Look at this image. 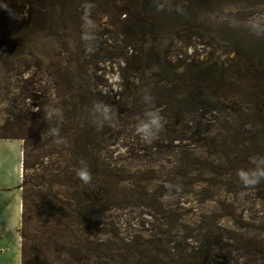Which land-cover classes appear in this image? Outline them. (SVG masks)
I'll return each mask as SVG.
<instances>
[{"label":"rangeland","instance_id":"obj_1","mask_svg":"<svg viewBox=\"0 0 264 264\" xmlns=\"http://www.w3.org/2000/svg\"><path fill=\"white\" fill-rule=\"evenodd\" d=\"M45 2L46 23L35 27L26 54L8 62L0 60V132H16L17 119L31 127V140L50 137L47 130L52 126L60 127L55 143L62 136L71 140L77 131H66L64 125L71 124L73 129L75 124L90 123L89 113L97 100L112 105L118 123L97 131L101 135L98 154L128 179L117 197L133 196L145 205H122L99 213L95 216L97 228L110 231L120 242L130 243L128 246L134 242L148 245V240L156 241L159 249V241L177 246V250L168 249L170 258L163 262L174 259V264H193L186 254L199 255L197 250L206 243L208 264H242L252 248L249 238L264 221V194L256 185L243 186L237 174L231 176L233 168H250L257 157L242 151L233 163L226 160L223 142L229 140L227 129L234 124L233 113L204 102L186 113L179 134H166L164 118L158 137L147 143L135 130L142 117L129 115L122 103L134 75L126 59L142 50L157 52L169 71L180 73L193 66L196 74L216 66L219 73L226 69L219 83L223 89L247 87L248 82L242 85L233 80L237 64L264 65V0H164L162 10L170 7L168 20H158L163 28L151 36L142 35L125 20L123 0ZM130 46L135 48L133 52ZM145 71L150 79L149 68ZM167 77L171 80L162 78L157 84L169 95L163 103H174L173 93L188 86L181 80L178 86L172 75ZM79 88L83 89L81 98L76 96ZM163 103L154 102V106L160 105L156 108L161 114ZM48 106L59 108L63 119L47 120L44 110ZM66 146L44 156L35 169L29 167L27 176L74 170ZM27 151L29 164L42 154L32 145ZM33 183L36 189H46L50 181L47 176L36 177ZM165 216L172 220L168 222Z\"/></svg>","mask_w":264,"mask_h":264},{"label":"trees","instance_id":"obj_2","mask_svg":"<svg viewBox=\"0 0 264 264\" xmlns=\"http://www.w3.org/2000/svg\"><path fill=\"white\" fill-rule=\"evenodd\" d=\"M132 2L135 3L131 6ZM123 3L125 20L131 21L142 35H155L156 31L163 28L159 26L158 20H168V14H170V7L167 11L162 10L164 0H123ZM47 9L45 0H0V60L8 62L13 57L26 54L35 27H39L40 24L44 26L46 23ZM130 49L132 52L135 50L131 46ZM136 54L131 53L126 59L129 70L134 72L131 81L126 85L124 97L122 96L124 98L122 107L127 105L129 115L139 118L143 116L148 108L142 102L145 90L153 97V106L154 102L162 104L163 98L169 95H166L163 92V86H158L157 83L162 78L163 80L166 78V81L171 80L167 77L170 74L178 86L181 80L183 86L188 87L173 93L174 103L171 101L163 103L162 116L166 120L165 132L168 136L179 134L180 127L186 120V113L194 109L196 105L213 102L217 108L223 107L235 116L233 126L227 129L229 140L223 142L226 160L233 163L235 159L241 158L238 154L242 151L252 152L257 157L264 156L263 64L249 63L244 67L237 64L233 83L238 80V83L242 82V85L244 82H248L249 85L245 88L236 86L223 89L219 83L224 78L226 69H221L219 73L216 66L204 67L203 70H197L195 74L192 73L193 66H189L184 71L175 73L174 70L169 71L167 63H161L158 60V53L151 49L142 50ZM179 67L180 65L178 69ZM147 68L151 73L150 79L145 76ZM77 90L79 93H76V96L81 98L83 95L80 92H83V89ZM70 93L72 95V92ZM14 122H16L14 125L17 126V131L0 132V138H18L23 141L22 207L19 226L20 264L175 263L174 259H169L168 262L163 260L170 258L168 249L177 250V246H169L168 243L159 241L162 246L159 249L154 240H148V245L134 242L128 246L130 243L120 242L122 240L110 231L104 232L97 228L95 221L97 214L112 207L145 205V203L142 199L133 196L117 197L119 187L128 179L119 176L112 167L101 160L98 154L101 135L91 123L84 121L78 125L75 124L73 129L71 124L64 125L66 131L75 130L77 134L71 140L62 136L59 142L55 143L51 136L31 140V135L28 133L31 127L17 119ZM66 144L70 148V166L74 167V170L57 169L52 173L43 171L42 174L35 173L27 176L25 172L29 167L35 169L34 165H42L40 160L44 156L53 154L56 151L55 148H62ZM31 145L36 146L42 154L38 155V160L29 164L30 154L27 150ZM239 145L241 148H238ZM232 155L234 157H231ZM81 161L88 165L92 173V180L88 185L82 184L75 174ZM235 174L237 170L233 168L231 176ZM45 176L50 181L48 187L36 189L33 183L35 178ZM51 186L56 187V190L52 191ZM256 188L262 192L261 195L264 194V180L257 184ZM165 218L168 222L172 220L171 216H165ZM257 232L249 238L252 248L245 253L242 264H264V221L261 222ZM205 245L206 243L202 244L200 250H197L199 255L186 254L191 256L193 264L210 262ZM161 252H163L162 257H159Z\"/></svg>","mask_w":264,"mask_h":264},{"label":"crops","instance_id":"obj_3","mask_svg":"<svg viewBox=\"0 0 264 264\" xmlns=\"http://www.w3.org/2000/svg\"><path fill=\"white\" fill-rule=\"evenodd\" d=\"M23 141L0 138V264H20Z\"/></svg>","mask_w":264,"mask_h":264},{"label":"clouds","instance_id":"obj_4","mask_svg":"<svg viewBox=\"0 0 264 264\" xmlns=\"http://www.w3.org/2000/svg\"><path fill=\"white\" fill-rule=\"evenodd\" d=\"M87 51L91 52L92 49L89 48ZM142 102L148 108L144 111L142 118L137 121L135 130L145 142L151 143L162 131L165 121L161 110L153 106V97L147 90H145L142 96ZM44 111L49 121L54 119L61 121L63 119V114L57 107L48 106ZM89 118L90 123L98 132L103 131L105 126L115 127L118 123L117 111L112 105L106 104L102 100H97L92 104ZM47 132L53 138L60 137L59 126L49 127ZM252 164L253 166L250 168L237 170V177L243 186H255L264 180V156L254 158ZM75 174L84 185H88L92 180V173L84 161L80 162V167L76 170Z\"/></svg>","mask_w":264,"mask_h":264}]
</instances>
